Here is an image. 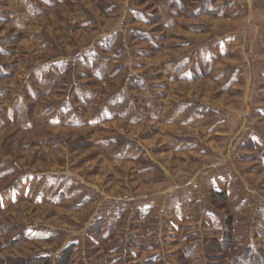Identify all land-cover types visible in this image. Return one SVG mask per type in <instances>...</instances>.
<instances>
[{"label":"rangeland","instance_id":"rangeland-1","mask_svg":"<svg viewBox=\"0 0 264 264\" xmlns=\"http://www.w3.org/2000/svg\"><path fill=\"white\" fill-rule=\"evenodd\" d=\"M67 251L264 264V0H0V264Z\"/></svg>","mask_w":264,"mask_h":264},{"label":"trees","instance_id":"trees-1","mask_svg":"<svg viewBox=\"0 0 264 264\" xmlns=\"http://www.w3.org/2000/svg\"><path fill=\"white\" fill-rule=\"evenodd\" d=\"M67 252L60 255L55 264H69L70 259H71V253H70V251H67ZM48 258L49 257L41 256L40 258H37L36 260H38L40 264H45V263H47ZM41 262H43V263H41Z\"/></svg>","mask_w":264,"mask_h":264}]
</instances>
